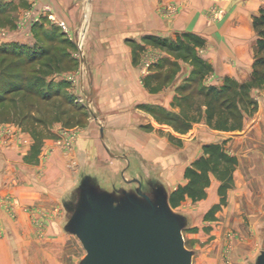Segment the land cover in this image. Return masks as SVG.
<instances>
[{
    "label": "crops",
    "instance_id": "obj_1",
    "mask_svg": "<svg viewBox=\"0 0 264 264\" xmlns=\"http://www.w3.org/2000/svg\"><path fill=\"white\" fill-rule=\"evenodd\" d=\"M47 6L71 29L78 31L84 24L86 36L66 43L87 48L76 73L82 76L81 91L89 88L96 116L71 148L57 144V131L62 126L56 121L50 123L52 126L37 123L33 128L23 123L6 124L0 138V201L6 204L0 206V233L24 243L31 237L30 227L45 224L47 232L56 234V225L60 230L57 208L81 171L107 181L126 168L131 176L143 173L146 179H152L154 173L172 193L189 182L186 171L205 156L204 147L220 145L224 140L221 146L239 164L233 172L235 188H240L244 177V190L252 195L251 190L257 187L264 194V90L257 91L260 104L253 118L244 114L243 126L221 131L215 128V115L212 123L207 119L208 88L221 89L252 80L257 43L252 21L264 0H0V17H14L16 11L25 8L33 16H42V8ZM167 8L178 11L172 19L159 12ZM214 8V12L222 11L219 18H213ZM189 33L201 44L183 37ZM148 36L169 43L184 40L197 59L182 50L155 45ZM148 48H154L151 54L155 66L146 74L143 58ZM168 69L173 73L179 70L177 75L172 74L175 79H171ZM163 73L156 94L151 93L148 75ZM196 88L204 92L199 93L204 98L199 108ZM180 104L197 107L188 117ZM199 112L203 113L201 118L206 116V122H194ZM176 114H181L182 120L193 119L191 126L175 131L174 124L179 121ZM161 130L165 131V139L158 134ZM190 135L191 141L195 140L189 147L172 145L173 150L181 151L186 178L183 183L172 172L175 166L170 165L171 161L164 160L163 149L169 147L172 136L183 140ZM239 145L246 149L242 155L236 151ZM102 149L110 161L103 160ZM75 154L79 174L70 169ZM209 177L212 184L205 189V196L215 182L212 173Z\"/></svg>",
    "mask_w": 264,
    "mask_h": 264
},
{
    "label": "rangeland",
    "instance_id": "obj_2",
    "mask_svg": "<svg viewBox=\"0 0 264 264\" xmlns=\"http://www.w3.org/2000/svg\"><path fill=\"white\" fill-rule=\"evenodd\" d=\"M45 8H50V10L47 11ZM215 10L216 8L212 12ZM30 11V9L25 8L14 11V17L12 15H10L11 18L6 15L0 17V99H3L6 95L4 94L5 89L13 88L17 83L26 84L28 79H35L36 72H39L40 75L43 73L47 78L42 84L36 86L41 90L37 95H34L36 97L29 94L22 96L21 92L7 95L2 102L0 100V138L2 139L4 135L6 124L22 125L23 123L33 128L32 126L41 123L46 127L48 124L52 126L53 124H50V121L55 120V123L59 124L57 126H62L57 131V144L60 145L61 142H64V138L70 139L67 148H71L83 133L82 130L89 124V120L93 122L94 116H96L93 110V98L88 91L89 88L87 87L85 91H81L80 80L82 76L76 73V68L79 69V66H81L79 59H81V56L85 58L87 48L83 46L72 47L66 43L73 40L81 41L86 36L87 31L82 29L84 22H82L83 25L80 30L71 29L66 21L59 20L53 14L50 6L42 8V12H44L42 16L39 14L33 16L32 11ZM159 12L162 13V17L172 19L178 11L174 8H167L159 10ZM220 14H222L221 10L214 12L213 18H219ZM66 51H70V54L61 58ZM153 51L154 48H148L143 58V67L146 74L152 71L155 66L154 57L151 54ZM45 53H50L48 59L53 64L51 69L44 68L48 63L43 58ZM70 57L75 59L76 62L70 61ZM169 70L167 72L170 74L171 79H175V75L178 74L179 70L174 73ZM168 73L165 72L166 75ZM169 74L166 76L167 78ZM172 74L175 75L172 77ZM88 75L91 76V73L85 74V76ZM148 77L151 93L156 94V84H158V80L164 77V73L159 76L152 74ZM253 86L247 100L238 98L233 102L232 97L235 95L233 93L237 92L232 90L230 100L224 102L226 105L221 106L220 103H215V110L213 111L215 119L207 118L209 122L215 121V128L221 131L235 130L243 126L245 113L253 118L260 104L257 91L264 90V83L261 86H258V84ZM47 89H51L50 92H45ZM58 91L62 92L63 96L69 92V99L66 101L63 97L47 98L48 100L42 98L43 92L52 94V92ZM199 93V88H196L197 95L195 98L201 103L204 98ZM13 101L18 104L20 102V105H15ZM32 103L35 105H32ZM233 106H236L235 115L227 111V107ZM196 107L195 104L192 108L189 105L181 106L180 104V108L185 109L184 112L188 113V117L192 115V110L194 111ZM158 113L162 116L165 115L164 111H158ZM210 113L209 110V117ZM180 115L176 114L174 116L179 120L176 124L173 123L175 131L181 127L184 129L191 126L193 120L189 118V120H182ZM201 115H203L202 112H199V115L196 114L194 122H206V116L201 118ZM158 121L160 122V120ZM170 124L172 125V123ZM94 129L97 135L98 127L94 125ZM41 131L44 132L45 130ZM164 133L165 131L161 130L158 134L165 139ZM191 139V135L183 137V140L172 136L168 140L170 141L169 147H162L164 148V160L168 158L171 161L170 165L175 166L172 172L175 173L176 179L183 183L186 182V178L184 176V163L179 154L181 151L178 149L173 150L172 145H183V147L188 145L189 147L195 140L191 141ZM60 146H63V144ZM241 147L242 145H239L236 151L242 155L246 149ZM102 150L105 156L103 160L110 161L108 154L105 153L104 149ZM229 155L231 154L229 153ZM71 161L70 169L74 170L75 173L80 172V163L76 154ZM236 164L239 165L238 160ZM228 167L230 166L227 164L221 165L216 171L218 175L212 173L215 182L209 188L212 189L211 195L209 194L210 199L208 194L206 195L207 199L204 201L193 200L189 197L174 208V210L181 211L189 216L190 222L188 229L184 231V240L187 248L195 253L193 264H253L258 253L264 248V194L257 187L254 188L255 190H251L252 195L250 190H244V177H242L241 186L237 190L233 175V184L231 185L229 180L226 179L227 182L224 183V185H227L225 198L221 196L219 188L223 186L222 179ZM169 171L167 169V172ZM151 174L154 179H159L154 173ZM126 175L131 176L128 171ZM119 177L122 179V172L112 176V180H109V182L117 181ZM210 184H212L211 181ZM126 187H130V185H126ZM0 206L6 207V204L0 201ZM57 209L60 230L56 225V234H52L51 231L47 232L45 224L39 227L32 226L29 228L31 237L22 243L21 241L15 242L11 236L8 237L7 234L1 232L0 264H79L86 252L76 235L67 234L62 229L64 219L62 201Z\"/></svg>",
    "mask_w": 264,
    "mask_h": 264
},
{
    "label": "water",
    "instance_id": "obj_3",
    "mask_svg": "<svg viewBox=\"0 0 264 264\" xmlns=\"http://www.w3.org/2000/svg\"><path fill=\"white\" fill-rule=\"evenodd\" d=\"M126 173L109 182L83 171L64 198L62 229L86 252L79 264H193L189 216L174 210L166 182ZM253 264H264V248Z\"/></svg>",
    "mask_w": 264,
    "mask_h": 264
},
{
    "label": "trees",
    "instance_id": "obj_4",
    "mask_svg": "<svg viewBox=\"0 0 264 264\" xmlns=\"http://www.w3.org/2000/svg\"><path fill=\"white\" fill-rule=\"evenodd\" d=\"M252 25L254 26V29L257 33L256 54H255L256 56H255V62L253 64L252 80L244 84H233V83L231 85L227 84L223 86L221 89H218L215 87L208 88L207 96L209 100L207 101V104H208L210 111H212L210 113V117L208 114V118H211L213 115V111L215 110L214 109L215 103H220L221 106L226 105L224 102H226L227 100H230L232 90L233 91L235 90L237 92V93L235 92L233 93L235 94L232 97L233 102L237 100L238 98L247 100L248 96L251 93V90L254 87L253 85L258 84V86H261V84L264 83V6L260 8V11L257 15L253 16ZM183 37L187 40L190 39L196 44H201L200 40L197 39V37L193 34H190V33L184 34ZM147 39H149L151 43H154L155 45H158V46L159 45L164 46L171 51L182 50L186 52V55L188 57L193 56L195 59H197V57L194 55V49H192L191 46L189 47V45L184 40H177L174 43L172 42L169 43L168 40H165L159 37L157 38L155 36H148ZM69 52L70 51H66L63 54V56H61V58L70 54ZM49 54L50 53H45L43 55V58H45L47 60L46 62H48L44 66L45 69H51V67L53 66L51 61L48 59ZM69 60L75 61V59L71 57L69 58ZM61 62L63 63V61ZM46 78L47 77H45L43 73L42 75H40L39 72H36L35 79H28L26 81L27 85L17 83L13 86V88L5 89L4 94L6 95L3 97V99H0L1 102L2 100H5V97H7V95L16 94V93L19 94L21 92H22V96H25L27 94L32 95V96L37 95V93L41 90L36 88V86L39 84H42ZM50 90L51 89H47V91L45 92H50ZM69 94L70 93L67 92L63 96L62 92H59V91L52 92V94L43 92L42 98L45 100H48L47 98L52 99L54 97H63L67 101V99H69V96H70ZM200 94L204 95V92L201 91ZM14 104L19 106L20 102L19 104L16 102ZM67 104L69 103L67 102ZM197 104L199 108L201 106V103L197 101ZM32 105H35V104L32 103ZM235 110H236V106L227 107V111L234 115H235L234 113ZM52 121H55V120H52ZM204 150H205V156H202L201 158L193 162V165H192L193 167L187 169L186 171V178L188 179L189 182L186 185L179 186L176 191L170 193V197H171L170 203L173 208L179 206V204L183 202L187 197H190L193 200H201L202 198L206 197L205 189L209 187L210 185L209 174L213 173L215 175H218L216 171H217V168L220 167L221 165L223 166L224 164L225 165L227 164L228 166H230L228 167V170L226 169V171L224 172V178L222 179L223 186H220L219 188V192L221 196L225 198L224 194L226 192L227 185H224V183L227 182L226 179L229 180V183L231 185L233 184V180H232L233 172L237 165L236 159L228 155L225 149H223V147L218 144H208L204 147Z\"/></svg>",
    "mask_w": 264,
    "mask_h": 264
},
{
    "label": "built area",
    "instance_id": "obj_5",
    "mask_svg": "<svg viewBox=\"0 0 264 264\" xmlns=\"http://www.w3.org/2000/svg\"><path fill=\"white\" fill-rule=\"evenodd\" d=\"M47 11H49L50 10V8H45ZM37 19V18H36ZM65 27V26H64ZM68 138V137H67ZM70 142V139L69 140H67L66 138H64V142H61V144L60 145H62L63 144V146L66 148V147H68L69 146V143Z\"/></svg>",
    "mask_w": 264,
    "mask_h": 264
}]
</instances>
